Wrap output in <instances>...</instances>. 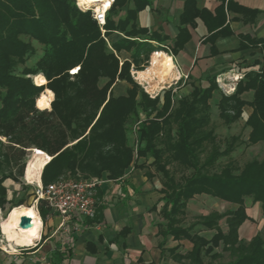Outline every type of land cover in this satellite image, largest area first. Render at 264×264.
<instances>
[{"label":"trees","instance_id":"obj_1","mask_svg":"<svg viewBox=\"0 0 264 264\" xmlns=\"http://www.w3.org/2000/svg\"><path fill=\"white\" fill-rule=\"evenodd\" d=\"M220 1L214 14L199 9L197 0H185L173 54L190 40L188 25L196 26L199 17L208 24L211 35L206 42L214 52L216 38L232 34L224 27V8L231 9L234 0ZM129 3L134 7L127 9L125 18L117 22L107 18L105 36L114 31L125 33L109 46L91 11L79 9L75 0H0V208L11 204V210L26 202L24 197L9 200L5 181H18L15 168L24 175L29 149L37 148L52 157L42 172L45 185L63 176L90 179L105 173L117 180L136 166L139 158L152 159L148 166L160 176L165 202L161 210L164 221L158 224L162 257L179 264H264V236L258 233L247 241L240 233L244 223L252 220L247 198L261 202L264 211V156L238 167L231 154L243 142L241 136H232L225 148L219 144L211 115V100L216 91L221 92L217 78H212L208 87L193 86L174 104L172 89L166 90L161 107L159 95L150 97L133 80L131 65L139 67L152 53V57L165 53L159 50L166 48L153 41L161 44L170 36L136 23L139 12L150 6L151 0H114L109 13L117 15ZM241 11L245 9L241 7ZM240 37V49L264 42L249 35ZM34 41L43 45L44 51L35 65L29 66L30 57L37 53ZM132 47L136 48L132 61L121 63L116 53ZM78 66L72 79L69 70ZM38 74L45 76L46 84L34 82L33 76ZM101 77L108 79L103 87L99 86ZM118 80L132 86L126 95L116 97L112 88ZM45 88L55 93L51 110L37 107ZM251 90V102L241 97ZM247 104L253 106V112L245 123L250 132L244 143L255 145L264 142V74L257 70L246 72L235 94H222L217 101L220 117L228 125L241 118ZM141 112L145 119L140 122L135 148L129 143L127 125ZM222 157L230 159L222 163ZM146 162L138 167L146 168ZM198 194L237 207L196 214L193 223L186 225L188 203ZM38 210L43 220L50 214L44 201ZM223 219L226 231L221 226ZM203 230L215 233L207 238L200 234ZM129 231L124 228L120 234L126 236ZM169 238L187 240L192 249L182 253L180 244L167 248Z\"/></svg>","mask_w":264,"mask_h":264},{"label":"crops","instance_id":"obj_2","mask_svg":"<svg viewBox=\"0 0 264 264\" xmlns=\"http://www.w3.org/2000/svg\"><path fill=\"white\" fill-rule=\"evenodd\" d=\"M184 2L151 0V5L140 12L137 21L141 27L170 36V40L161 44L153 43L168 49L165 53L173 57L177 74L172 79L174 83L188 81L205 88L212 78L224 73L236 74L234 66L238 62H243L242 71L257 70L264 74V42L240 49L241 35L264 40V0H234L231 9L225 5L224 27L232 34L216 38L215 52L212 44L206 42L211 35L208 24L199 17L196 26L188 25L190 40L173 54L171 49L179 34ZM220 3V0H197V7L215 14ZM241 7L245 11H241ZM208 20L211 22L209 17ZM145 162V158H139L137 165ZM151 162L152 159L146 162V168L132 165L117 180L109 179L106 173L99 178L102 182L96 189L95 220L72 215L62 226L63 218L50 212L45 220L41 217L43 225L36 242L29 246L14 245V248L0 232V264H179L162 257L159 244L163 237L158 235V224L164 220L161 210L165 202L160 176L148 166ZM124 228L130 231L121 236ZM183 241L171 238L165 247L171 248ZM189 244L188 251L193 246ZM20 247L29 248L22 252Z\"/></svg>","mask_w":264,"mask_h":264},{"label":"rangeland","instance_id":"obj_3","mask_svg":"<svg viewBox=\"0 0 264 264\" xmlns=\"http://www.w3.org/2000/svg\"><path fill=\"white\" fill-rule=\"evenodd\" d=\"M75 1H76L77 6L79 7V9H81L80 4H79V2H81V1L80 0H75ZM101 5L102 4H94L93 3L91 6L94 10L96 7H100ZM130 7H134L132 3H129L126 6H124L122 9H120L119 14H117V15L110 14L108 11V16H111L117 22V21H119V19L125 18L126 11ZM86 9L87 8H83L81 10L92 12V10H86ZM139 14H140V12H139ZM139 14H138V17H139ZM138 17L136 20L137 24H138V22H137ZM100 28H101L102 35L106 39L109 46H111V43L117 42V41L121 40L123 37H125V33L120 32V31H114V32H111L110 35L105 36V34H106L105 27H100ZM137 39H139V38H137ZM141 40H143V39H140V41ZM34 45L37 48V53L34 56L30 57V59L28 61L29 66L35 65L37 60L43 55V51H44L43 45L39 44L36 41H34ZM135 49H136L135 47H132L131 49H123L120 52L116 53L119 56L121 63H123L124 61H130L131 62ZM159 51L169 52L168 49H163V50H159ZM152 54L150 55V58L148 61L145 59L142 60L139 67L138 66L136 67L134 64H132L130 67V75L133 78V80L138 85H140L146 93L149 94L150 97L155 98L159 95L160 102L158 105L160 107L165 102V91L168 89H172V92L174 94L173 98H172V103L174 104L176 102V100L179 99L181 96L188 95L193 90L194 85L190 84V82H188V81L185 83L184 82L178 83L177 81H175V83H174L172 80L168 84H162V85H164L165 88L164 87L161 89L156 88L155 91L152 90L150 88V84H149L150 80L146 79L148 81L147 82L146 80L141 79L138 76L139 71L145 70L151 64V61L153 59H158L164 53L161 52V54L159 53L160 55H156V56L154 55L153 57H152ZM165 54H167V53H165ZM234 67L236 68L234 73H236V74L243 73V75H242L243 79H241L237 82L236 91L234 92V94H235L237 92L238 84L246 78V71H242L243 62L236 63V65ZM78 68H80V67L78 66V67H75V68L69 70V74L72 77V79H74V76L76 75L74 72H75V70H78ZM38 75L33 76V80L35 83H36L35 78ZM40 75H43V74H40ZM232 75H235V74H232ZM107 80L108 79L106 77H101L100 81H99V86L103 87L106 84ZM131 86L132 85L129 82H127L126 80H118L112 88V93L116 97L124 96L127 94V89ZM46 89H50V88H45L44 91ZM221 93L224 94L222 91L221 92L216 91L213 99L211 100V106H212L211 115H212L213 127L215 128L216 133L218 135L219 144L223 148H225V143L232 136H234V135H240L241 136V141H243V142L238 145L236 150L231 154V157L235 160L236 165L238 167H243V165L247 161H249L253 158H262L264 156V142H260V143L255 144V145H247L244 143L247 141L248 136H249V132H250V128L245 126L247 118L253 112V106H251L250 104H247L244 106L243 114H242L241 118H239L236 122L228 125L221 119L220 111H219V108L217 105V101L221 98V95H222ZM54 95H55V93H54ZM253 96H254L253 90H251V92L249 94H246V92H244L241 95V97L243 99H245L246 101H249V102H251L253 100ZM39 99H40V97H39ZM54 99H55V96H54ZM38 105H39V100H38ZM39 107H40V105H39ZM45 109L51 110L52 106L50 108H45ZM144 119H145V113L141 112L139 118L131 119L127 125V133H128V137H129V143H130V145H132L135 148L138 147L137 144L139 143V134H138L139 125H140V122ZM36 150H39V149L33 148V149H29L27 152L26 168H25L24 175L21 176L18 173V169L15 168L14 172L17 173V175L19 176L18 181H13L11 179H8L7 181H5V185L8 189V199L16 202V201H18L24 197L26 199V202L24 204L25 206H35L36 207V204L34 201V190H35L36 184L30 183L26 177L30 161L33 160ZM229 159L230 158H228V157H222L220 161L222 163H225ZM137 166L138 165H136V167ZM186 173H189V171H187ZM10 206H11V204H7L5 209L0 208V232H1V234L3 233L2 222L7 219L9 211H10V209H9ZM246 206H247V213L251 217L252 220L246 221V223H244V225L241 227L242 228L241 235H242V238H244L247 241H250L258 233H261L264 236V211L262 210L261 202L254 203V201L251 198L246 199ZM236 207H237V205L234 203L221 200V199L213 197L211 195L198 194L194 198H192L188 203L189 212H188V217L186 220V225L193 223V217L196 214H204L205 215V214H208L214 210H217L219 212H226L228 210L235 209ZM162 221H164V220L162 219ZM221 226L225 231L227 230V225H226L225 219H223L221 221ZM214 233H215V231H213V230H203L200 232L201 235H203L207 238H211L214 235ZM169 239H171V238H169ZM180 245L181 246H180L179 251L182 253L187 252L188 248H190L189 241H183V243ZM28 248L29 247H20L18 249L23 252L25 249H28ZM217 251H221V248H218ZM226 259H228V256L226 257ZM166 264H169V263L167 262Z\"/></svg>","mask_w":264,"mask_h":264},{"label":"bare ground","instance_id":"obj_4","mask_svg":"<svg viewBox=\"0 0 264 264\" xmlns=\"http://www.w3.org/2000/svg\"><path fill=\"white\" fill-rule=\"evenodd\" d=\"M84 4H104L101 8H108L112 6L113 0H80ZM176 65L173 57L169 54H162L158 59H153L151 64L143 71L138 72V76L144 80H150V88H163L164 85L176 78L177 74L174 73ZM75 70L74 73H77ZM178 73V72H177ZM37 84H46L47 80L43 75H38L35 78ZM146 80V81H147ZM148 82V81H147ZM165 88V87H164ZM54 93L50 89H46L40 96L39 105L42 109L50 108L54 100ZM38 104V103H37ZM39 107V106H38ZM52 157L46 152L42 151L35 154L32 161H30L27 170V179L30 183L41 182L42 172L44 167L51 161ZM28 216L32 220V227L29 229L20 228L21 218ZM42 224L41 216L35 206L21 205L14 207L9 211L8 217L2 222L3 233L6 235L7 240L14 245L29 246L33 245L35 239L40 237V228Z\"/></svg>","mask_w":264,"mask_h":264},{"label":"built area","instance_id":"obj_5","mask_svg":"<svg viewBox=\"0 0 264 264\" xmlns=\"http://www.w3.org/2000/svg\"><path fill=\"white\" fill-rule=\"evenodd\" d=\"M79 4L81 9L92 10L91 13L98 24L101 27L105 26L111 6L108 8L96 7L93 10L92 3L88 5L79 2ZM242 75L243 73L235 75L224 73L217 77V83L224 95L231 96L234 94L237 82L243 79ZM36 152H41V150H36L35 154ZM101 182L99 178L76 179L70 176L60 177L47 185L41 180V182L35 183L34 190V201L37 210L40 201H44L50 212L57 213L63 218L62 226L66 225L68 217L72 215L94 219L97 215L98 205L96 189Z\"/></svg>","mask_w":264,"mask_h":264},{"label":"water","instance_id":"obj_6","mask_svg":"<svg viewBox=\"0 0 264 264\" xmlns=\"http://www.w3.org/2000/svg\"><path fill=\"white\" fill-rule=\"evenodd\" d=\"M37 107H38V105H37ZM38 108H40V107H38ZM40 109H42V108H40ZM39 153L40 152H36V154H39ZM31 227H32V220H31V218L28 217V216H23L21 218L20 228H22V229H29Z\"/></svg>","mask_w":264,"mask_h":264}]
</instances>
